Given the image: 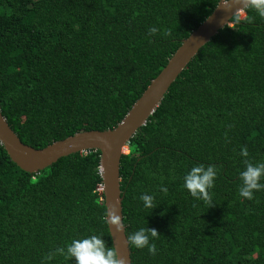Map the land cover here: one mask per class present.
Here are the masks:
<instances>
[{
  "label": "trees",
  "instance_id": "1",
  "mask_svg": "<svg viewBox=\"0 0 264 264\" xmlns=\"http://www.w3.org/2000/svg\"><path fill=\"white\" fill-rule=\"evenodd\" d=\"M219 1L0 0L1 115L36 150L115 128ZM231 22L192 58L120 158L125 236L141 227L159 235L154 255L128 243L131 264H264V190L238 195L241 147L251 163L264 162V18L248 5ZM99 156L72 154L29 174L0 145V264H41L90 234L112 248ZM199 164L217 171L210 205L183 188ZM141 193L154 197L153 210ZM48 264L73 261L56 253Z\"/></svg>",
  "mask_w": 264,
  "mask_h": 264
},
{
  "label": "water",
  "instance_id": "2",
  "mask_svg": "<svg viewBox=\"0 0 264 264\" xmlns=\"http://www.w3.org/2000/svg\"><path fill=\"white\" fill-rule=\"evenodd\" d=\"M247 6V0H220L212 13L182 41L165 67L150 81L140 98L113 129L82 131L36 150L20 142L0 113V145L10 161L23 172L36 174L60 158L90 150L99 152L105 221L112 248L121 264H131L129 244L122 223V195L119 185L120 158L125 154L124 150H127V143L137 129L145 125L170 85L198 51L220 29L231 26V19L242 13ZM115 218H118L119 229L111 225V220Z\"/></svg>",
  "mask_w": 264,
  "mask_h": 264
},
{
  "label": "clouds",
  "instance_id": "3",
  "mask_svg": "<svg viewBox=\"0 0 264 264\" xmlns=\"http://www.w3.org/2000/svg\"><path fill=\"white\" fill-rule=\"evenodd\" d=\"M247 4L254 7L257 14L264 18V0H247ZM241 5L244 6L243 3ZM147 31L151 36L155 35L158 29L149 27ZM240 156L243 158L244 168L239 172L238 195L241 198L251 200L254 192L264 190V182H262L264 181V162L251 163L247 159L248 151L245 147H241ZM216 176L217 171L213 165H195L183 176V188L191 197L203 200L206 205H210L209 191L213 188ZM159 191L166 194L167 188L161 186ZM99 192L101 193V190ZM139 200L142 201L144 208L152 210L155 208L152 195L141 193ZM111 225L119 229L118 218L112 219ZM158 236L155 229L141 227L130 233L126 239L130 246L136 249L147 248L148 253L154 255L157 250L154 241ZM56 253H59L65 259H71L73 264H121L114 250L106 246L105 240L97 234L71 239L63 247H58L54 252H49L42 257L41 264H48Z\"/></svg>",
  "mask_w": 264,
  "mask_h": 264
},
{
  "label": "built area",
  "instance_id": "4",
  "mask_svg": "<svg viewBox=\"0 0 264 264\" xmlns=\"http://www.w3.org/2000/svg\"><path fill=\"white\" fill-rule=\"evenodd\" d=\"M98 190L100 191L101 190V187H100V189L98 188Z\"/></svg>",
  "mask_w": 264,
  "mask_h": 264
},
{
  "label": "rangeland",
  "instance_id": "5",
  "mask_svg": "<svg viewBox=\"0 0 264 264\" xmlns=\"http://www.w3.org/2000/svg\"><path fill=\"white\" fill-rule=\"evenodd\" d=\"M127 150H124V152L126 153ZM100 189V188H99Z\"/></svg>",
  "mask_w": 264,
  "mask_h": 264
}]
</instances>
